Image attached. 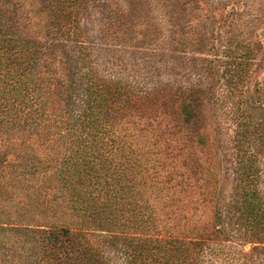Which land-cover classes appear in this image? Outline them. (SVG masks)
Wrapping results in <instances>:
<instances>
[{
	"label": "trees",
	"instance_id": "trees-1",
	"mask_svg": "<svg viewBox=\"0 0 264 264\" xmlns=\"http://www.w3.org/2000/svg\"><path fill=\"white\" fill-rule=\"evenodd\" d=\"M86 1L0 0V264H109L106 250L124 264H196L210 244L264 264V130H236V201L216 199L194 232L159 228L151 167L123 131L127 87L87 68ZM126 13L116 4L112 19Z\"/></svg>",
	"mask_w": 264,
	"mask_h": 264
},
{
	"label": "rangeland",
	"instance_id": "rangeland-1",
	"mask_svg": "<svg viewBox=\"0 0 264 264\" xmlns=\"http://www.w3.org/2000/svg\"><path fill=\"white\" fill-rule=\"evenodd\" d=\"M116 4L127 12L118 23ZM86 6L79 41L87 68L96 81L127 87L123 131L151 167L145 195L158 227L178 235L208 226L216 199L224 208L238 199L236 130L245 122L264 130V0H88ZM251 91L252 106L245 102ZM209 246L197 252L196 264L235 262L227 248ZM106 252L109 264H124Z\"/></svg>",
	"mask_w": 264,
	"mask_h": 264
}]
</instances>
